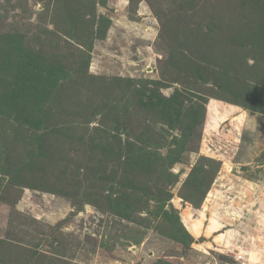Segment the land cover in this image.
I'll return each instance as SVG.
<instances>
[{"label":"rangeland","instance_id":"rangeland-1","mask_svg":"<svg viewBox=\"0 0 264 264\" xmlns=\"http://www.w3.org/2000/svg\"><path fill=\"white\" fill-rule=\"evenodd\" d=\"M0 264H264V0H0Z\"/></svg>","mask_w":264,"mask_h":264},{"label":"trees","instance_id":"trees-1","mask_svg":"<svg viewBox=\"0 0 264 264\" xmlns=\"http://www.w3.org/2000/svg\"><path fill=\"white\" fill-rule=\"evenodd\" d=\"M95 38H92V40H94ZM91 40V42L89 41L88 44L92 45L91 43L93 42ZM19 41V45L18 47H15L16 42ZM11 45H13V47L16 49L17 51V55L15 58H17V60L19 59V56H21L20 54L24 53L21 49V39L19 37H13L11 40ZM26 63V60L24 61ZM32 68L34 67H30L29 70H32ZM10 69L12 70V66L10 65ZM57 73H60L59 70ZM68 73H72V76L68 75L65 73L64 78H66V81H69L70 79L72 80V78L76 77L77 75H79L78 71L76 72V70H71ZM58 79H60V77H58ZM7 98V97H6ZM3 104H6L5 102H2ZM8 108L9 107H5ZM10 111V109H9ZM7 109L6 111H4V114L6 116L11 115ZM7 156H4V158H6ZM38 156H35L34 159H37ZM158 203L156 204V207L160 204H162V207H160L158 210V216H156V219L160 220V225H162L163 232L168 235L171 239L176 240L178 243L183 244L184 246L187 244L188 246H190L191 243H193V237L189 234V232L186 230V228L183 225V222L181 221V219L179 218V215H177L176 211L171 210V211H167L166 209H164L163 207H165V202L166 200L158 198ZM120 212H122V214L126 215L128 214L125 210H121ZM128 212H130V210L128 209ZM189 243V244H188Z\"/></svg>","mask_w":264,"mask_h":264},{"label":"crops","instance_id":"crops-1","mask_svg":"<svg viewBox=\"0 0 264 264\" xmlns=\"http://www.w3.org/2000/svg\"><path fill=\"white\" fill-rule=\"evenodd\" d=\"M251 187H252V186H251ZM193 222H194V221H193ZM193 222H192V223H193ZM215 223H217V222L215 221ZM203 224H204V221H203ZM212 224H213V223L208 224V226L205 227L206 229H205L204 231H205V232H208V231L211 230L210 232L213 233V232L217 231V229H219V228H216V229L213 228V225H212ZM245 224H246V223H245ZM244 228H245V227H241V229H244ZM234 231H235V237H236V235H238V236L241 235V236H243L244 239L246 240V238H245V236H244L243 234H238V233L236 232L235 229H234ZM218 237H220V236H218ZM228 244L230 245V243H228Z\"/></svg>","mask_w":264,"mask_h":264},{"label":"bare ground","instance_id":"bare-ground-1","mask_svg":"<svg viewBox=\"0 0 264 264\" xmlns=\"http://www.w3.org/2000/svg\"><path fill=\"white\" fill-rule=\"evenodd\" d=\"M197 226H198V225H195V224L192 225V231H193L194 233H197V230L199 229Z\"/></svg>","mask_w":264,"mask_h":264}]
</instances>
